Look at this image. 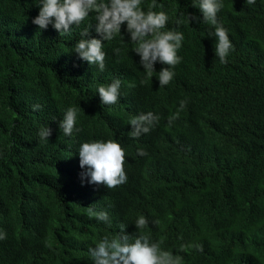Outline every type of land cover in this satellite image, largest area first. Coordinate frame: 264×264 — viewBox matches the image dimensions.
<instances>
[{
    "label": "trees",
    "instance_id": "trees-1",
    "mask_svg": "<svg viewBox=\"0 0 264 264\" xmlns=\"http://www.w3.org/2000/svg\"><path fill=\"white\" fill-rule=\"evenodd\" d=\"M151 2L142 0L145 12ZM157 2L163 8L152 10L168 14L166 30L185 37L182 61L164 87L144 72L126 24L123 40L102 41L100 71L74 52L89 23L85 38L100 39L94 12L65 35L32 23L38 0H0V230L7 234L0 264H93L88 249L115 236L120 224L130 236L149 235L182 264H264V0H222L217 19L234 45L227 64L215 55L217 38L208 36L214 26L193 7L198 0ZM185 14L200 22L188 24ZM117 79L118 103L103 105L98 88ZM177 83L187 95L188 140L160 148L148 134L131 138L135 101L151 87ZM69 107L78 109L71 137L59 127ZM46 126L48 142L39 136ZM110 139L130 160L129 183L115 191L82 179L79 166L83 143ZM88 207L106 211L111 223L90 219ZM141 215L148 227L137 230ZM185 243L203 251H179Z\"/></svg>",
    "mask_w": 264,
    "mask_h": 264
},
{
    "label": "clouds",
    "instance_id": "clouds-1",
    "mask_svg": "<svg viewBox=\"0 0 264 264\" xmlns=\"http://www.w3.org/2000/svg\"><path fill=\"white\" fill-rule=\"evenodd\" d=\"M248 5H254L256 0H246ZM39 13L32 23L39 29H47L51 24L58 32L65 35L71 34L73 26L79 27L91 13H95V32L100 36L89 37L92 25L88 24L81 31V39L76 43L74 52L80 59L90 65L98 66L100 71L105 70L106 53L103 50L102 41H110L121 35V25L126 24V31L130 35V41L137 46L133 51L139 55L141 67L152 83L160 87L167 86L173 81L174 69L182 61L177 55L185 37L175 28L166 30L169 16L164 11L152 9L163 8V4L152 0L145 12L141 5L142 0H38ZM198 7L203 16V22L214 26V33H208L217 38L215 55L221 64H227V57L234 49L229 39L228 30L217 19V14L223 8L222 0H198ZM186 22H200V18L185 14ZM181 21H177L179 25ZM117 53L119 49L115 50ZM154 76V78L152 77ZM124 87H132L122 82ZM121 82L117 79L107 86H100L98 93L103 105H114L120 99ZM186 90L181 83L173 84L169 90H159L151 87L139 100L130 99V106L134 116L128 124L132 130L128 135L134 140L141 135L151 136L153 143L160 148H176L188 140V118L185 107L187 101ZM128 99V96H126ZM141 102V106L135 113V106ZM40 105H34L35 110ZM82 111L81 109H79ZM78 109L69 107L64 114L59 127L67 137H71L76 128ZM51 135V129L46 126L39 132V136L45 142ZM137 141V140H136ZM79 166L86 171L81 177H88V183L103 185L113 191L120 187H126L130 180L129 153L125 151L116 140L85 142L79 148ZM139 156L147 155L143 149H138ZM126 184V186H125ZM89 218L111 223L109 214L88 207ZM155 223H158L156 221ZM137 230L148 227L145 216H139L134 223ZM126 224H120V231L115 236L103 237L95 247L88 249L89 257L93 264H182V257L172 252L163 250L159 242H152L149 235H137L135 237L125 234ZM7 238L6 232L0 230V241ZM195 248L203 251L199 243L181 244L179 251L187 252Z\"/></svg>",
    "mask_w": 264,
    "mask_h": 264
}]
</instances>
